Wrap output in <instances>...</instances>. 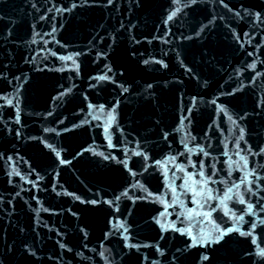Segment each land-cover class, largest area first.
<instances>
[{"label": "water", "instance_id": "water-1", "mask_svg": "<svg viewBox=\"0 0 264 264\" xmlns=\"http://www.w3.org/2000/svg\"><path fill=\"white\" fill-rule=\"evenodd\" d=\"M259 0H0V264H192Z\"/></svg>", "mask_w": 264, "mask_h": 264}]
</instances>
